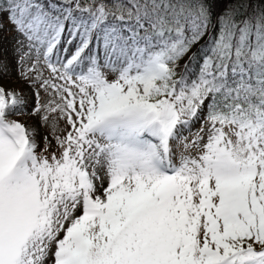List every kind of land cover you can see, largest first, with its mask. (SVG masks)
<instances>
[{
  "label": "snow or ice",
  "instance_id": "snow-or-ice-1",
  "mask_svg": "<svg viewBox=\"0 0 264 264\" xmlns=\"http://www.w3.org/2000/svg\"><path fill=\"white\" fill-rule=\"evenodd\" d=\"M0 264H264V0H0Z\"/></svg>",
  "mask_w": 264,
  "mask_h": 264
}]
</instances>
